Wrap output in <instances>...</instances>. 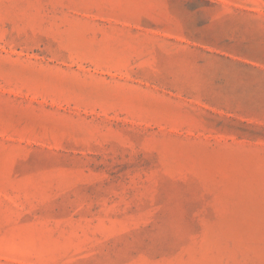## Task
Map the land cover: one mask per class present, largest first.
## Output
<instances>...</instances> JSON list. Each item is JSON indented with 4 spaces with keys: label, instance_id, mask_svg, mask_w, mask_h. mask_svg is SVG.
<instances>
[{
    "label": "rangeland",
    "instance_id": "rangeland-1",
    "mask_svg": "<svg viewBox=\"0 0 264 264\" xmlns=\"http://www.w3.org/2000/svg\"><path fill=\"white\" fill-rule=\"evenodd\" d=\"M0 264H264V0H0Z\"/></svg>",
    "mask_w": 264,
    "mask_h": 264
}]
</instances>
